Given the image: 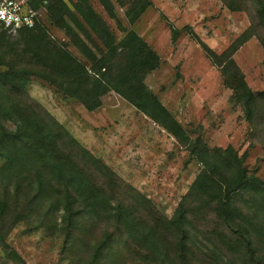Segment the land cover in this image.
<instances>
[{"label":"trees","instance_id":"1","mask_svg":"<svg viewBox=\"0 0 264 264\" xmlns=\"http://www.w3.org/2000/svg\"><path fill=\"white\" fill-rule=\"evenodd\" d=\"M116 1L129 5L125 15L130 24L151 7L149 0ZM98 2L116 22L122 38H114L87 0H73L71 8L63 0H49L46 7L48 19L64 31L85 63L74 57L66 44L49 38L41 22L18 30L22 36L19 49L4 52V46L0 48V158L4 160L0 184L13 181L19 191L24 175L27 184L22 188L28 205L37 207L39 202H46L54 207L60 203L69 242L75 239L73 232H79L76 224L80 220L112 226L111 232L106 231L107 237L96 243L93 260L99 264L107 249L117 252L120 246L130 252L132 245L142 252L143 264H188L191 222L204 227L208 217L214 220L210 241L213 255L221 250L232 256L244 251L250 264H262L256 259L264 236V181L247 174L242 157L232 148L210 151L201 137L191 138L185 132L144 83L146 75L159 67L158 55L136 32L121 28L111 0ZM250 2L256 17L264 20V0ZM250 30L220 54L199 44L220 68L222 82L231 90L230 102L240 106L245 120L253 124L264 107V91L253 92L232 59L238 47L256 35L254 25ZM91 34L102 49L84 41L92 43ZM179 34L171 28L173 42ZM32 77L51 84L89 112L100 108L101 98L114 92L185 147L201 168L173 216L167 218L144 195L123 184L33 103L25 91ZM121 188L127 196L115 198ZM241 194L248 196L244 205L238 203ZM52 199H57L56 203H51ZM6 206L0 202L1 210ZM0 242L4 243L2 236Z\"/></svg>","mask_w":264,"mask_h":264},{"label":"rangeland","instance_id":"2","mask_svg":"<svg viewBox=\"0 0 264 264\" xmlns=\"http://www.w3.org/2000/svg\"><path fill=\"white\" fill-rule=\"evenodd\" d=\"M63 1L71 8L73 0ZM149 1L151 7L130 24L125 15L129 5L111 0L121 28L136 32L159 57V67L146 75L145 85L191 138L201 137L210 151L232 148L242 157L247 174L264 181V107L254 123H248L242 108L230 102L231 90L224 86L220 68L206 57L199 44L220 54L244 32H251L254 25L256 35H250L232 59L249 88L255 93L264 91V20L256 17L250 0ZM87 2L114 38H122L123 33L98 0ZM41 24L49 38L66 44L74 57L86 62L50 18L44 15ZM171 28L180 32L174 42ZM20 38L19 31L0 28V48L4 46V52L19 49ZM91 39L92 43L84 41L102 49L94 34ZM25 91L123 184L144 195L167 218L173 216L201 166L166 129L114 92L103 96L101 107L89 112L37 77L30 78ZM3 162L0 158V166ZM24 178L19 191L13 181L0 184V202L7 204L0 208V236L4 239L0 242V264H99L93 260L96 243L107 237L106 231L111 232L112 226L80 220L76 224L79 232H73L75 239L69 242L60 203L54 207L46 202H39L37 207L28 205L22 188L27 184ZM116 193L115 198L127 196L122 188ZM246 200L248 196L241 194L239 205ZM56 201L52 199L51 203ZM207 220L204 227L191 222L192 255L188 264H250L244 251L236 256L223 250L213 255L210 241L214 220ZM261 240L256 260L264 264V236ZM130 248L133 251H123L120 246L117 252L107 249L100 264H143L142 252L133 245Z\"/></svg>","mask_w":264,"mask_h":264},{"label":"built area","instance_id":"3","mask_svg":"<svg viewBox=\"0 0 264 264\" xmlns=\"http://www.w3.org/2000/svg\"><path fill=\"white\" fill-rule=\"evenodd\" d=\"M49 0H0V27L16 32L31 29L46 15Z\"/></svg>","mask_w":264,"mask_h":264}]
</instances>
